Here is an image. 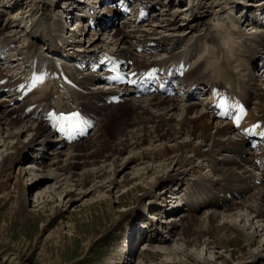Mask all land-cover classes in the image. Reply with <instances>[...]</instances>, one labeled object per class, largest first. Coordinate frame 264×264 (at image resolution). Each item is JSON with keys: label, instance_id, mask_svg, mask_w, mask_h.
I'll use <instances>...</instances> for the list:
<instances>
[{"label": "bare ground", "instance_id": "1", "mask_svg": "<svg viewBox=\"0 0 264 264\" xmlns=\"http://www.w3.org/2000/svg\"><path fill=\"white\" fill-rule=\"evenodd\" d=\"M169 1L165 4L161 0H148L147 5L151 10L152 19L146 23V26L136 28L124 24L123 27L117 28L112 36L105 37L108 38L107 41L98 39L96 33L89 37L82 28L79 35H76L77 47L84 46L83 39L86 36H88L87 39L91 47L104 41L105 47L120 54L131 55L135 58V66L141 68L157 62L171 63L183 57L189 58V54L195 56L197 51L195 52L194 43L209 42L212 46V53L217 55H213V58H217V60L215 62L213 58L209 59L212 55H207L204 60H200L201 57H199L200 59L196 60L197 65L192 70V74H195L194 78L207 83L217 77L220 81L239 82L242 79L240 74L243 76L247 74L244 71L246 67L244 61L250 63L252 56L245 52L246 50H243L240 45H236L237 41L233 38L228 41L230 50L233 51L234 45L236 48L239 47L238 55L241 56L239 60L229 58L225 51L226 45L216 40V36L210 28L206 27L204 35L195 36L197 28L205 24L202 18L209 13V7L205 0H197L190 8L185 7L179 11H173L170 7L173 0ZM237 2L239 1H231L235 5L241 4ZM44 3L43 16L39 17L35 14L30 16L34 18L32 23L36 25L34 31L21 26V23L25 21L22 19L23 16L18 20L12 19L9 23L0 22V33L3 36L1 43L5 45L17 41L20 43V37L28 41V44L15 46L17 53L14 55H18L19 60L22 59L23 63L29 53L33 51H38L39 55L44 58L60 55L57 45L62 20L56 16L69 14L70 7L62 8V5L57 4L53 8V12H50L53 2L50 0ZM245 3L248 6L255 5L252 2L245 1ZM159 4H161L160 8L157 7ZM259 4L264 5V0H260ZM251 8L247 9L250 12L262 9L264 12V7ZM241 9L244 7L241 6ZM187 12L191 19H185L186 23L178 22L179 14ZM4 13L5 11L0 8V18ZM21 14L23 15V11ZM238 16L234 17V23L247 21L250 24L248 19L243 18L242 12ZM243 28L241 25L238 27L241 32L240 37L243 36V33L245 34ZM189 33L192 34L188 35ZM251 33L253 35L247 36V40L258 35L252 31ZM47 34H50L49 38H46ZM194 36L196 42L192 41ZM261 36H264V33H261ZM144 40L146 44L155 41V46L164 49L165 53L160 56H157L158 52L156 55L146 53L136 55L133 43L140 44ZM183 42L187 46L185 49L177 46ZM3 70L4 68L0 67V74L3 73ZM242 71L244 72L241 73ZM88 80V76L83 75L81 81L86 83V93L77 92V90L65 86L61 96L57 89L55 91L52 85L46 83L40 87L39 94L43 101L49 100L48 93L51 92L55 102L62 103L64 100L66 104L76 105L83 101L88 104L96 95L95 92L92 93L94 88L98 87L90 85ZM262 84L264 85V78ZM254 92L253 110L250 113L253 120L264 116V88L258 85ZM145 96L147 97L143 98ZM182 98V96L159 94L142 96L130 94L124 103L129 111L125 113L127 116H124L123 125L117 130L114 139L109 140L106 134L100 132V129L103 123L113 116L120 103L111 107L100 127L89 135L88 139L68 144L65 150H61V148L52 150L58 141L53 143L57 138L52 135L42 120L18 119L16 117L14 119L10 116L14 109L0 112V193L7 197L13 196V194L22 196L21 199L18 198L21 208L18 212L23 214L27 211L30 202L39 204L50 200L53 203L57 201L61 205L64 204V207L71 206L77 200L74 198L75 196L80 200L95 194L101 197L106 188H108V192L104 194L107 195L114 193L119 188L131 189L135 187L134 189L138 190L142 186L136 184L133 187V182L139 181L146 184V187H150V189L143 190L147 199H154L149 209L154 208L159 211V208H155L156 201L164 202L168 197L172 204L160 211L167 213L169 210L177 208L179 201L185 200L183 204L185 208L182 209L179 218H174L175 214L173 213L168 215L161 213L165 217H157V219H161L163 229L168 230V235L180 231V238L175 240L174 245H167V241L170 239L167 236H159L155 231L151 235L149 243H144L147 251L152 249V254L164 255L166 260L169 259L168 261L172 260L170 257L173 255H179L187 260L197 262L194 250L196 251L203 240L211 238L215 240V243H203L207 248L206 256H203L204 253H200L198 257H203L210 264H217L216 259H219L220 256H217L216 253L219 252L216 250H227L230 242L229 235L233 234L239 236L241 241L253 250V263L262 264L264 260V173L254 169L255 163L250 156L251 150L246 148L247 141L238 136L233 125L228 122H219L213 117V114L198 103H188L189 105L180 110ZM0 105H3V102L0 101ZM176 111L184 113L182 119L168 117ZM189 115H195V117L189 118ZM235 137H239V139L237 138V140ZM25 139H29V142H26ZM45 145L48 146V150L45 149ZM129 150L131 157L134 155L136 162L139 163L132 174L135 176L133 182L127 180L123 183L117 181L113 176L121 175L118 170L124 165L119 162L118 157ZM37 152L42 154L40 158L35 156ZM243 152L249 154L242 156ZM22 160H29L27 167L30 170L33 169L32 167H36V170L22 169L17 174L14 173V168L17 164L20 166ZM34 162L38 164L35 165ZM113 170L116 173H112ZM205 170L209 175L205 174ZM28 172L38 174L37 176L33 175L34 177L30 179L34 183L33 186H28L27 180H25L29 178ZM257 178L262 182L256 183ZM149 180L150 183H147ZM162 187L164 191L159 196L158 192ZM32 188L39 189L37 192L35 191L34 200H30ZM233 190H237L238 193L242 192L243 195L228 201L231 202L230 205L221 209V212L219 210L220 202L224 203L227 199L224 198L225 195L221 196L218 193L227 194ZM10 191H13L12 194ZM106 202L113 208L114 201L107 199ZM201 211L206 212L198 217ZM139 233L141 234L137 231V234ZM131 240L132 238H129L125 243L123 251L126 253L131 250L129 249Z\"/></svg>", "mask_w": 264, "mask_h": 264}, {"label": "rangeland", "instance_id": "2", "mask_svg": "<svg viewBox=\"0 0 264 264\" xmlns=\"http://www.w3.org/2000/svg\"><path fill=\"white\" fill-rule=\"evenodd\" d=\"M14 1L15 0H11V3ZM45 1L49 2L50 0H19L17 3L14 2L15 7L17 9L19 8L15 12V16H23V20L27 17L25 21L21 23L23 28L29 26V30H35L36 25L31 23L34 18L30 16H34V14L35 16H43ZM168 1L169 0H161V2L165 4L170 2ZM196 1L197 0H173L171 2V8L173 11H179L185 7L190 8ZM223 1L227 0H205L209 7V13L206 17L202 18L203 23H217L215 13L219 9V3ZM233 1L241 2L240 0ZM253 2H257V0ZM261 7H264V5H261L260 8ZM223 9L225 8L223 7ZM21 11H23V15ZM227 11H231V9L229 8ZM65 15L68 16V13ZM56 17L63 20V15H57ZM188 18L189 20L191 19L188 12L185 14L180 13L177 20L178 22L181 21L182 23H186L187 20L185 19ZM146 23L141 25L142 28L146 26ZM204 27L205 24L202 28ZM207 28L210 27L208 26ZM81 29L82 28H79L75 34L79 35ZM198 30L199 31L195 33L204 32L201 26L198 27ZM186 32L188 33V30ZM87 33L88 36L91 37L93 32L90 33V31H88ZM104 33H97L98 36L96 35V37L98 39L103 38ZM88 36H86V39L84 38L87 40V43H89L87 39ZM156 45L159 46L157 43ZM259 85L264 88L262 83L260 84L259 82ZM146 97L147 96L143 98ZM188 103L196 104L198 102L196 100L190 102L182 100L180 110H183L189 105ZM199 105L202 106V104ZM2 106L3 105H0V112L7 111ZM127 111L129 110L126 108V104L122 105V103H120L117 105L115 113L103 123L100 132L106 134L109 140L114 139L116 137L115 135H117V130L123 125V118L127 116V114H125ZM182 115L184 116L182 111H176L168 117L180 120L182 119ZM194 117L195 115H189V118ZM100 124L97 126V129L100 127ZM89 137L90 136L86 139ZM237 138L239 139V137ZM25 141L29 142V139H25ZM67 147H61V150H65ZM27 154L29 155V152H27ZM118 158L119 162L124 166L120 167L118 170V172H121V175L119 177L117 175L113 177L117 181L119 180L123 183L127 180L133 182L135 176L132 174H134L136 165H138L139 162H136L134 155L131 157L130 150L123 153V155ZM21 162L20 166L17 164L16 168H14V173L17 174L22 171V169L27 171L36 170V167H32L33 169L31 170L27 167L29 160H22ZM114 172L115 170L112 171V173ZM28 173L30 174L29 178L25 180H27L28 186H33L34 183H32L30 179L34 177L33 175L37 176L38 174ZM205 174L209 175L207 170H205ZM147 183H150V180ZM136 184L142 187L136 190L134 189ZM146 186L147 185L142 182L134 181V188H119L110 195L104 194L108 192V188H106L103 190L104 193L101 197L95 194L94 196H88L87 199L84 198L80 200L79 197L75 196L74 198L77 200H75L71 206L68 205L65 207L63 206L64 204L61 205L57 201L53 203L49 200L39 204L30 202L28 203L27 211L23 212V214H19L18 212V210L21 209L18 201L22 196L13 194V196L7 197L0 193V264H210L205 261L203 257L199 258L198 255L204 253L203 256H206L207 248L203 243H215V240L211 238L203 240L199 244L200 246L197 247L198 249L196 248V251L194 250L199 262L187 260L185 257L183 258L179 255H173L170 257L172 260L168 261L169 259L166 260L164 255L152 254V249L147 251V247L144 243H149L151 235L154 234L155 231L161 237L167 236L170 239L167 241V245L171 246L174 245L175 240L180 238V231L168 235V230L163 229L161 219H157V217H159L158 210L154 208L149 209L154 199L151 200V198H146L143 190L150 189V187ZM163 189L162 187L161 191L158 192L159 196L163 194ZM37 190L39 189L32 188L30 200H34ZM12 192L13 191H10L11 194ZM75 193L77 194L78 192ZM166 198L164 202L157 200L155 208L162 210V208L164 209L167 205L170 206L172 204L171 199L168 197ZM107 199L115 202L113 208L106 202ZM147 210L152 218L147 216ZM219 210L222 212L221 209ZM181 212L182 210L179 209L175 213L174 218H179ZM203 212H199L198 217L201 216ZM162 217L165 216L160 215V218ZM145 219L150 222V224L148 223L150 228L145 227L142 229ZM137 231L141 232V234H137ZM146 235L147 238L145 239ZM229 236L230 242L227 247L228 249L225 251H221L220 249L216 250V252L221 253H216L217 256H220L219 259H216L217 264H254V255L252 256L253 250L243 243L239 236L233 234ZM129 238H132L129 246L131 250L126 253L123 249ZM162 244H164V242H162ZM145 261L147 262L143 263ZM262 264H264V260Z\"/></svg>", "mask_w": 264, "mask_h": 264}]
</instances>
